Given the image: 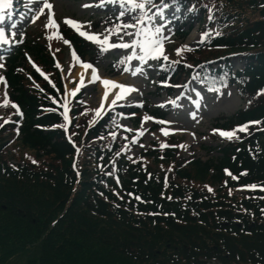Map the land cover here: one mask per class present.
<instances>
[{"label": "trees", "instance_id": "trees-1", "mask_svg": "<svg viewBox=\"0 0 264 264\" xmlns=\"http://www.w3.org/2000/svg\"><path fill=\"white\" fill-rule=\"evenodd\" d=\"M167 1L174 4L177 12L184 11L179 15L185 22L176 31L178 38L184 40L195 23L203 21L204 7L197 0ZM221 4H226L227 9H220L214 18H220V25L228 27L206 43L211 49L237 50L245 61L244 68L235 72L229 66L222 69L206 63L210 56L199 59L192 55L189 60L192 67L200 65L197 72L211 88L237 85L251 103L216 124L235 135L221 146L220 156L207 161L194 156L186 158L176 146L161 147L156 143L144 149L139 158L124 156V140L113 136L123 109L116 107L93 126H89L91 118L85 122L82 117L77 122L76 114L70 133L73 129L84 130L87 142L92 143L83 163L75 161L72 167L70 158L77 155L76 139L69 137L65 129L59 92L37 71L34 76L41 89L26 85L22 70L27 57L23 49L27 46L31 51L32 45L19 46L10 55L6 73L10 98L23 113L11 123L19 131L23 145L63 165L62 169L48 171L20 164L2 166L0 208L21 224L44 226L48 231L40 252L28 244L15 251L12 256L25 259L19 264H85L69 251L51 248L52 242L60 240L78 247L80 242L74 241H81L80 238L106 246L139 264H264V96L258 97L264 94V1L254 4L258 17L246 25L237 22L240 11L232 7V0ZM73 41L78 53L84 55L79 42ZM35 53L38 60L45 59L43 66L52 63L43 49ZM229 60L227 57V63ZM122 68L123 65L115 66L110 72L117 74ZM161 73L162 80L173 82H184L189 75L182 62L176 69L165 64ZM57 80L56 87L62 91L61 80ZM74 106L80 109L79 114L86 112V106L78 100ZM132 109L139 111L137 107ZM151 113L158 117L167 115L158 109ZM241 125L247 130H241ZM143 159H152L151 164ZM93 161L98 169L86 177L83 167L91 166ZM158 162L165 163L166 170L171 168L172 173L173 169L176 179L167 176L165 169L160 171L154 164ZM193 170L200 172L202 179L209 176L217 181L216 194L177 181H190ZM252 185L256 190L233 201L223 193L227 188ZM32 188L46 191L51 203L34 194ZM54 208L61 211L56 217H52ZM43 218L47 221L44 225ZM164 226L175 235H167L161 243ZM51 251L54 254L50 258ZM7 260L2 258V262Z\"/></svg>", "mask_w": 264, "mask_h": 264}, {"label": "rangeland", "instance_id": "rangeland-1", "mask_svg": "<svg viewBox=\"0 0 264 264\" xmlns=\"http://www.w3.org/2000/svg\"><path fill=\"white\" fill-rule=\"evenodd\" d=\"M197 1H200L204 7L203 21L197 23L188 37L181 41L176 38V27L174 24L182 23L183 21L177 13H174V6L171 5L167 8L164 7L165 1L150 0L146 7V12L148 15L156 17L153 23L162 28L160 38L163 40L164 56H167L168 59L165 60L161 57L159 59L141 61L138 59L140 54L138 48L133 50L131 48L121 49L117 47L107 52H101L98 45L95 47L85 45L89 40L82 37L75 28L66 23V18L74 19L81 22L82 30L84 31L108 35L107 30H109L108 27L110 25L114 31L115 26L121 24V21L134 23L135 21L132 17L140 15L138 10L130 12L129 6L121 7L119 4L108 2V0H104L103 6H98L101 4V0H11L13 5L8 8L11 15L8 18V23L1 24L0 21V28L5 30V36L8 41L7 43L0 42V65H2L0 66V78H3L0 79V173L3 165H28L44 171L62 169L63 167L58 161L47 156L38 155L32 148L23 145L18 132L11 123L15 116L18 115V109L10 98V87L5 75L7 64L11 57L7 54H13L19 46L22 47L28 44L34 48L30 51L29 47L25 46L23 49V54L27 57L23 62L25 68L22 70L26 85L41 88V84L34 76L35 71L41 73L45 79L47 74L48 80L54 81V84L58 83H56L58 81L57 75L61 72L62 79L60 82L63 84L64 92L60 96V104L65 108L70 119H73L76 114L79 115L80 109L74 105L80 97V103L87 104L88 111L91 110L95 114V118H102L111 109L122 104L123 107L121 108L123 109L118 115L119 128L116 134L127 139V153L129 155H138L143 147L156 141L162 147L176 146L179 148L178 151L181 155L186 158L194 156L207 161L212 157L220 156V147L231 139L221 136L218 131H213L217 129L215 125L222 122V118L230 116L239 109L249 105L251 100L247 96H243L236 86L210 90L196 74H192L185 84L177 85L178 82L175 81L174 85H177L176 87L161 85L160 81L163 77L157 79L161 67L159 63L167 64L168 62L176 65L177 61L181 60L183 68L189 71L192 69L190 61L192 60V55L193 58L198 55L199 59H206V56H210L211 60L209 62H214L215 64L223 62L226 57H231L233 65L237 66L242 63L243 60L236 53L237 50L211 49L210 45L206 43L216 33L228 27L220 25V18H214L220 9H227L226 4H221L223 0ZM263 1L253 0L249 3L241 2V0H232L234 2L232 7L240 11L237 14V22L246 25L250 21L255 20L259 11L254 8V4ZM45 2L51 3L53 7L51 10L44 8V13L39 14L38 9L44 7ZM84 5L92 6L84 7ZM121 10L126 13L124 17L119 16ZM205 11L207 12L205 13ZM106 12H114L113 17L118 16L119 19L111 18V16L106 21H100L99 15ZM17 14L18 17L13 18ZM93 20L96 22H93ZM53 21H55V24L52 23ZM214 21L219 24V27ZM20 24L29 27V35L26 36L25 32L20 28ZM133 30L129 28L125 31L132 32ZM125 31H121L119 35L123 36L124 41H130L132 37L126 35ZM205 32L208 35L202 39V34ZM111 39L113 43H116L118 37L113 35ZM73 40L79 42L85 55L84 59L82 58L85 60L84 62L92 61L95 63L93 65L101 77L100 80L90 81L86 76L79 77V70L83 66L73 56V52H75L72 44ZM90 43L93 44L94 42L90 41ZM39 49H43L46 53L48 52L54 64L46 62V65L43 66V60L45 59H41V62L35 55V52H38ZM123 51H128L127 56L124 55L123 58L126 65L121 73L111 76L112 74L108 72V66L112 61L111 55L116 56ZM133 51L136 52V57L130 60L126 59V57L132 56ZM106 55L110 57H106ZM112 78H115L118 84L131 87V90L126 91L123 96L113 100L115 103L103 101L105 88H103L102 80ZM76 89H79V91H76ZM167 93L171 96H167ZM262 96L264 94L258 95L259 98ZM132 105L139 110L141 108V115L140 113L132 114ZM146 106L151 109L161 108L165 112L169 111L168 117L160 119L148 113L146 114L144 112ZM86 115L87 117L81 115L77 122L81 117H84L85 122L93 117L90 112H87ZM136 119L140 122V127L133 126V121H136ZM84 134V130L82 132L81 130L73 129L71 133L69 132L70 136L75 137L77 146V155L70 158L72 167H74L75 161L83 163V158L90 150L92 142H87ZM150 161L143 159V162L147 164H151ZM154 164L160 171L165 169L164 173H167V176L170 174L171 179H176V172L172 169V173L171 168L166 170L167 168L164 167L166 166L165 163L158 162ZM83 169H85L86 177H91L95 174V169H98V165L93 161L91 166L83 167ZM0 181H4L1 175ZM177 181H182L184 184L194 187L208 189L213 194H216L214 191L219 187L217 181L212 180L209 176L202 179L201 173H197V170L191 171L190 181L182 178ZM31 190L34 194L43 198L46 203H51V198L46 191L41 188H32ZM254 190H256L255 187L227 188L223 193L226 199L233 201L243 196L247 197L248 193ZM51 212L54 213L52 217H56L61 213L56 208L51 209ZM41 221L43 225L47 222L45 218ZM106 229L110 230V227L106 226ZM47 232L44 226L36 227L29 223L21 224L19 221L11 219L9 214L0 208V264H19L25 260H20L19 255H12L17 249H23L26 244L32 245L31 249L36 248L40 252ZM161 232L163 234L161 243H164L167 235H175L172 229L165 226L161 229ZM80 239L81 241H74V243L80 242L77 244L78 247L60 240L52 242L51 248L69 251L80 257L85 264H139L126 260L106 246H101L95 242L87 243L83 238ZM44 249L42 248V251ZM52 254H54L52 251L49 252L50 258ZM5 257L8 260L2 262V258ZM90 257H95L98 260Z\"/></svg>", "mask_w": 264, "mask_h": 264}, {"label": "snow or ice", "instance_id": "snow-or-ice-1", "mask_svg": "<svg viewBox=\"0 0 264 264\" xmlns=\"http://www.w3.org/2000/svg\"><path fill=\"white\" fill-rule=\"evenodd\" d=\"M108 2L113 4H119L121 7L129 6L130 12H136L138 10L140 15L138 17H132V19L135 21L134 23H126L124 21H121V24L115 26L114 31L112 29L107 30L108 35H102L100 33H89L87 31H84L82 30L81 22L76 21L74 19L66 18V23L68 25H71L73 28H75V30L82 37L98 45L101 52H107L108 50L117 47L121 49L131 48L133 50L138 48L140 53L138 59L141 61H147L148 59H159L161 57H163V59L165 60L168 59L167 56H164L163 40L160 38V33L162 31V28L153 23L156 17L148 15L146 12V7L150 3V0H108ZM103 5H104V0H101V4L98 6H103ZM90 6L92 5H84V7H90ZM168 6L169 5L164 4V7H168ZM52 7L53 5L51 3L45 2L44 7L39 8L38 12L39 14H43L44 8L51 10ZM5 8H11V0H0V21L4 19L3 10ZM125 15L126 13L123 10L119 12L120 17H124ZM52 23L55 24V21H53ZM13 27H15V25H13ZM129 28L134 29V31L132 32L125 31L126 29ZM121 31H125V34L131 36L132 39L130 41H124L123 36L119 35ZM57 35H59V33H57ZM113 35H116L118 37L116 43L112 42L111 38ZM207 35L208 33L205 32L202 34L201 38L203 39L207 37ZM0 42L3 43L8 42L5 36V30L3 28H0ZM73 56L80 61V63L85 69H92L93 81L101 79L94 65L81 60L80 57L77 56L75 52H73ZM133 57H136L135 51H133L131 57H126V59L130 60ZM189 67L191 66L189 65ZM102 83L105 86V93H104L105 98H107V89H109L110 87L119 88L122 90V93L131 90L128 86L124 84H118L116 81L110 79H103ZM76 91H79V89H76ZM112 102L115 103V101ZM16 107L18 108L19 106L16 105ZM21 115H23L22 112ZM256 123H259V121H256ZM240 129L245 131L247 130L246 126L244 125H241ZM213 131H218L221 136L226 137L228 139L233 138V136L235 135L234 131H225L220 129H214ZM252 187H255V185H252Z\"/></svg>", "mask_w": 264, "mask_h": 264}, {"label": "bare ground", "instance_id": "bare-ground-1", "mask_svg": "<svg viewBox=\"0 0 264 264\" xmlns=\"http://www.w3.org/2000/svg\"><path fill=\"white\" fill-rule=\"evenodd\" d=\"M78 75H79V77L86 76L90 81H93V79H92V69H85L84 67H82L79 70ZM110 80H115V78H112ZM102 85H103V83H102ZM103 88H105L104 85H103ZM129 88H131V87H129ZM104 93H103V101L107 102V101L116 100L118 97L123 96V94L125 92L122 93V90L121 89H119V88H111L110 87L109 89H107V98L104 97Z\"/></svg>", "mask_w": 264, "mask_h": 264}]
</instances>
